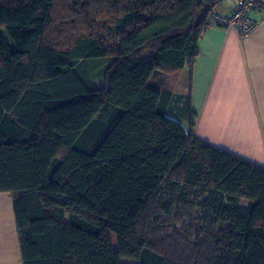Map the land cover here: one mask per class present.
<instances>
[{
  "label": "trees",
  "instance_id": "16d2710c",
  "mask_svg": "<svg viewBox=\"0 0 264 264\" xmlns=\"http://www.w3.org/2000/svg\"><path fill=\"white\" fill-rule=\"evenodd\" d=\"M217 3L0 0L21 264H264V168L195 137L174 94Z\"/></svg>",
  "mask_w": 264,
  "mask_h": 264
},
{
  "label": "crops",
  "instance_id": "0c3cea01",
  "mask_svg": "<svg viewBox=\"0 0 264 264\" xmlns=\"http://www.w3.org/2000/svg\"><path fill=\"white\" fill-rule=\"evenodd\" d=\"M235 5L233 0L232 7L219 15L232 13ZM250 16L257 25L246 36L210 22L198 42L189 89L176 92L175 86L174 94L188 99L195 113V137L264 168V7ZM0 264H21L11 197L6 192L0 193Z\"/></svg>",
  "mask_w": 264,
  "mask_h": 264
},
{
  "label": "built area",
  "instance_id": "2783aa9c",
  "mask_svg": "<svg viewBox=\"0 0 264 264\" xmlns=\"http://www.w3.org/2000/svg\"><path fill=\"white\" fill-rule=\"evenodd\" d=\"M262 7H264V0H236L232 13L227 15L212 14V19L225 27L234 28L239 35L246 36L257 25V21L250 16L251 12Z\"/></svg>",
  "mask_w": 264,
  "mask_h": 264
},
{
  "label": "rangeland",
  "instance_id": "374dc122",
  "mask_svg": "<svg viewBox=\"0 0 264 264\" xmlns=\"http://www.w3.org/2000/svg\"><path fill=\"white\" fill-rule=\"evenodd\" d=\"M232 4H233V0H218L217 5L215 6L214 10L209 16V21L214 22L212 19V14H223L225 11L229 10L232 7ZM187 74L188 73L186 70L182 71L181 77L179 78L177 85H176L177 86L175 89L176 92L178 91L182 92V89H185L188 87V75ZM168 116L172 117V119L178 120L180 123H182L183 127H186L187 123L185 122L183 117H181V115L176 114V113H171V114H168ZM111 238L113 240V245L116 248V245H115L116 242H115L114 235H111ZM121 264H136V263L132 262V260L122 259Z\"/></svg>",
  "mask_w": 264,
  "mask_h": 264
}]
</instances>
